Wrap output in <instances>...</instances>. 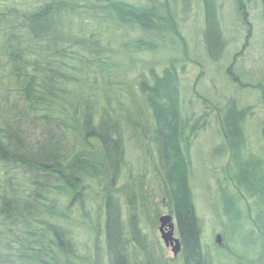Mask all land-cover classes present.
Returning a JSON list of instances; mask_svg holds the SVG:
<instances>
[{"label":"trees","instance_id":"trees-1","mask_svg":"<svg viewBox=\"0 0 264 264\" xmlns=\"http://www.w3.org/2000/svg\"><path fill=\"white\" fill-rule=\"evenodd\" d=\"M249 1L233 0L246 31ZM194 10L202 56L217 63L229 44L218 0H0V264H219L190 181V147L210 121L224 163L208 210L227 242L214 248L264 264V117L253 148L252 104L200 94L201 111L183 113ZM233 60L225 74L245 88ZM248 84L264 107V71ZM160 209L180 240L171 259L144 226ZM86 231L94 261L79 251Z\"/></svg>","mask_w":264,"mask_h":264},{"label":"rangeland","instance_id":"rangeland-1","mask_svg":"<svg viewBox=\"0 0 264 264\" xmlns=\"http://www.w3.org/2000/svg\"><path fill=\"white\" fill-rule=\"evenodd\" d=\"M221 6V20L229 44L226 48L225 57L217 63H210L201 53L200 46V12L194 10L183 24L182 32L188 40L190 60L186 61L184 71L180 73L182 87V109L188 115H197L201 111L198 101L200 94L205 97L222 103L229 96H233L240 104L250 103L253 105L254 114L248 124V134L251 146L256 148L259 134V124L264 117L263 104L258 100V94L249 86V82L254 83L260 79L264 71V56L262 48L263 22L260 16L258 0H250L247 5V17L251 22L250 31H246L238 19L233 0H218ZM234 56L233 63L240 66L239 78L245 82L247 87L241 88L233 84L225 74V69L229 61ZM199 62V63H197ZM219 142L214 121L205 129L198 132L190 147L191 159V188L194 196V204L199 217L202 220L203 235L202 241L207 246L216 263L233 264L221 252L214 248L215 236L220 235V225L214 221L208 210V201L214 194L216 176L219 167L224 163V158L213 155L212 150ZM139 151L134 146H128V161L132 171L138 169ZM145 172L150 167L144 166ZM154 181V180H152ZM151 181V182H152ZM150 182V183H151ZM155 182L151 187L156 188ZM123 203V200H122ZM122 206V205H121ZM161 214L167 213L160 209ZM150 215V213H149ZM153 216V215H152ZM158 217L156 224H151L147 216L144 217L145 230L149 232L153 239H157L163 247L164 254L171 259L172 252L165 247L158 231ZM88 232L78 235V246L82 256L89 261L95 259V249ZM219 246L227 244L220 235Z\"/></svg>","mask_w":264,"mask_h":264},{"label":"water","instance_id":"water-1","mask_svg":"<svg viewBox=\"0 0 264 264\" xmlns=\"http://www.w3.org/2000/svg\"><path fill=\"white\" fill-rule=\"evenodd\" d=\"M158 231L165 247L172 252V257H176L180 252V240L175 234V222L171 214L164 213L158 217ZM220 235L215 236V242L219 244Z\"/></svg>","mask_w":264,"mask_h":264}]
</instances>
